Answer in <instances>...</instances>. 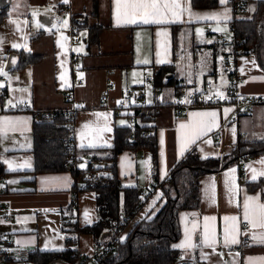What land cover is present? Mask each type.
I'll return each mask as SVG.
<instances>
[{"label": "crops", "instance_id": "0c3cea01", "mask_svg": "<svg viewBox=\"0 0 264 264\" xmlns=\"http://www.w3.org/2000/svg\"><path fill=\"white\" fill-rule=\"evenodd\" d=\"M256 1H249L250 15L257 8ZM7 2L8 16L0 23V76L5 77L0 80V121L3 122L0 123V169L3 171L0 235L15 243L8 264L24 260L35 250L59 251L66 247L62 216L69 214L76 194L71 171L34 172L32 150L36 121L30 111H10V106L25 102L30 110L76 109L74 140L87 161L91 160L92 153L114 146L117 127L133 129L128 115L138 108L155 110L150 121L139 117L138 123L147 125L157 136V170L153 169L148 148L126 149L117 158L121 183L136 186L140 191L147 190L155 178L165 181L174 166L193 149L201 158L218 157L231 153L240 140L264 139V103L256 104L249 115L234 120L233 103L216 102L228 96L229 73L222 82L216 58L230 51L219 41L220 35L232 37L230 22L237 16L228 0L224 3L218 0V5L210 8H197L192 0H179L186 10L177 18L169 14V19L175 22L147 25L125 24L123 19L118 25L115 0ZM65 4L70 8L68 14L59 12ZM94 4H97L95 11ZM262 25L263 40L258 50L233 57L231 71L244 76L238 86L240 98L264 97V20ZM13 51L31 52L41 58L20 71L10 72L7 61ZM163 65L173 66L175 84L156 79L155 74ZM147 77L151 78L150 83ZM107 79L114 85L107 103H103L101 97ZM209 79H213L216 88L220 83L221 93L210 92ZM155 85L160 89L158 92L154 91ZM132 87L142 89L143 98L129 97L127 91ZM182 88L202 93L200 100L189 105L188 99L177 98V90ZM122 102L125 108L117 115L115 108ZM184 102L188 105L178 113ZM213 112L214 119L192 115ZM200 119L212 121V126L195 143H190L186 134ZM181 124L186 127L182 129ZM261 161L264 154L244 161L241 168L232 165L201 176L198 208L179 213L180 237L173 247L180 256L193 257L203 264H264V242L252 238L254 234L264 236V229H252L244 218L247 198L259 197V203L264 204V185L254 191L246 186V182L264 177L260 175L264 172ZM77 200L80 226L91 225L98 218L95 193L80 191ZM165 201L161 189L152 191L120 239L127 237L138 220L154 216ZM225 217H236V221H226ZM225 229L230 238L234 234L239 242L225 246ZM80 236L93 240L91 234ZM243 236L249 239L242 251H231L230 247L239 245ZM79 251L81 255L87 253L81 247Z\"/></svg>", "mask_w": 264, "mask_h": 264}, {"label": "trees", "instance_id": "16d2710c", "mask_svg": "<svg viewBox=\"0 0 264 264\" xmlns=\"http://www.w3.org/2000/svg\"><path fill=\"white\" fill-rule=\"evenodd\" d=\"M250 1V0H248ZM194 7H215L218 0H192ZM257 8L250 17L233 18L230 25L232 35L241 40L236 48H230L235 57L239 50L245 54L258 50L263 40L264 0L256 1ZM97 10L94 4L93 11ZM8 16L7 0H0V23ZM79 24V23H78ZM78 27V26H77ZM98 29L93 30L94 37ZM41 56L25 51H13L8 56V70L16 72L37 63ZM169 76V78H167ZM156 79L165 84H175L172 65H163L155 74ZM178 87V86H176ZM54 114L34 126V172H58L67 170L65 155L68 143L74 138V119L70 118L67 109H54ZM144 109H136L134 115L146 118ZM77 114V110H76ZM155 116L156 111H151ZM146 121V122H147ZM147 125L137 123L135 127H117L115 130L114 146L107 149L106 156L92 153L93 160H104L107 165L97 166L96 175L91 179L85 178L93 168H77L71 170L75 179V192L90 190L95 193L97 220L91 225L80 226L77 214L70 207L69 214L62 216V230L65 233L63 250L29 252L24 259L29 264H48L55 258H62L69 262H76L79 255V237L81 234H91L95 246L111 242L112 249L97 261V264H173L179 257V252L173 244L180 237L179 213L181 210L197 209L199 206V184L201 176L222 171L232 165H239L244 161L264 154V139L240 140L231 153L201 158L193 149L172 169L169 177L161 182V190L166 198L162 208L152 217H144L131 227L124 240L113 239L129 227L146 200L141 203L140 190L136 186H124L117 173V158L126 149L148 148L151 151L153 169L158 166V142L155 133L144 136L142 131ZM135 134L134 141L128 137ZM242 172V169H241ZM3 171L0 169V176ZM158 180V178H155ZM264 185V177L257 181L246 182L248 190L254 191ZM78 203V200H77Z\"/></svg>", "mask_w": 264, "mask_h": 264}, {"label": "built area", "instance_id": "2783aa9c", "mask_svg": "<svg viewBox=\"0 0 264 264\" xmlns=\"http://www.w3.org/2000/svg\"><path fill=\"white\" fill-rule=\"evenodd\" d=\"M228 2L230 3L232 8L234 9L235 16L237 15L236 18L252 16V15H250V11H249L250 2L248 0H228ZM59 12L62 14H68L70 12V8L67 4L61 5ZM234 28H235V26L233 24H231L230 30H232ZM219 41H220V43L226 45L229 48H236L241 43V40L236 39L233 35L231 38H226L225 36L220 35ZM237 53H239V55L245 54V52L241 51V50H239ZM223 59L226 63H228L230 60L229 55H225L223 57ZM74 62H77L76 57H74ZM0 80L1 81L5 80V77L0 76ZM243 80H244L243 75H241L240 73H238L236 71H231L229 73L228 96L226 98H224L223 100H219V99L216 100V102H218V103L219 102H224V103L225 102L226 103L231 102V103H233V105H234L233 119L234 120L239 119V117H241L243 115H249L252 112V109L256 104L264 103V97H262V96H260V97L259 96H250V97H245V98H240L238 96V86ZM146 81L150 83L151 78L147 77ZM113 85H114V82L111 79L106 80V88L103 90L102 97H101L103 103H107V101L109 99L110 88ZM159 90H160L159 87L155 85L154 91L158 92ZM127 95L129 97L136 96V97L143 98L144 93H143L142 89L132 87V88L128 89ZM177 95L181 98L188 99L189 105H190V104L198 102L202 96V93H198L196 91L190 92V91H187V90L182 88V89L177 90ZM186 105H188L186 102L181 103L180 107L178 108V113H181V111L183 110L184 107H186ZM124 108H125V104H124V102H122L115 108V113L117 115H120L121 111ZM9 110L10 111H30L36 122H41V121L45 120L46 118L51 117L54 114L53 111H49V110H30V106L25 102L18 103L16 106H10ZM68 112L70 114V118L74 119V117L76 115V109H70V110H68ZM144 115L146 118H149V119L153 117L151 114V111L148 109L145 110ZM127 120L129 122V124L132 125L133 128L138 123V118L134 114L128 115ZM142 133L144 136H147L151 133H154V131H152L150 129H143ZM128 139L134 141L136 139L135 134L130 135L128 137ZM89 161H87L85 159V156L83 155V153H81L79 151V149L77 148V146L75 144V140L74 139L70 140V142L68 143V149H67V152L65 155V164L64 165H65L66 169L71 171L73 169L80 168V166L82 164H85L86 165L85 167L90 166L91 168H93L85 176V178L91 179L92 177H94L96 175L97 171L94 170L96 168V166L97 165H105L106 162L102 159L97 160V161L91 159ZM159 189H161V182L159 180L154 179L150 183L147 190L140 191L141 203H143L145 200L148 199V197L150 196L152 191L154 192V191H157ZM71 208L74 210V212L77 213V193L74 194V196L72 198ZM119 239H120V236H117L113 240L116 241ZM248 239H249L248 236H243L241 239V243L239 245H232L230 247V250L234 251V252H241L243 247L245 246V244L248 242L247 241ZM14 245H15V243L12 240L7 239V238L0 235V264H8L9 260L11 259V252L9 249L10 248L12 249ZM111 249H112L111 242L102 243V244L95 246V253L92 256L79 255L76 262H69V261H66L62 258H55L54 260L50 261L48 264H97V261L100 258H102L105 254L109 253V251ZM173 264H203V263L196 260L193 257L180 256Z\"/></svg>", "mask_w": 264, "mask_h": 264}, {"label": "snow or ice", "instance_id": "6c2138e0", "mask_svg": "<svg viewBox=\"0 0 264 264\" xmlns=\"http://www.w3.org/2000/svg\"><path fill=\"white\" fill-rule=\"evenodd\" d=\"M64 3H68V0H63ZM225 0H221V3H224ZM186 9L182 8L179 0H115V13L117 24L119 25L121 19L125 24H164L168 22H175V19H169V14L172 18H177L181 15ZM207 18V17H206ZM67 24V21H65ZM158 35L160 33H157ZM13 47H17V45H13ZM147 62V61H145ZM210 98V97H209ZM81 107V106H78ZM193 116L206 117L210 116L213 119L216 116V113H192ZM0 123H3L0 121ZM85 125L84 127H87ZM212 126V121L207 119H200L193 125H191L189 132L186 134V138L188 142L195 143L196 139L201 135L206 134L207 131L210 130ZM180 127L183 129L186 125L181 124ZM235 129H233V133ZM163 137V133H161ZM163 143V140L161 141ZM208 143H211L208 141ZM83 146V145H82ZM183 153V150H182ZM181 153V154H182ZM11 165V161L8 162ZM264 164V161L260 162ZM233 171H235L233 169ZM260 175H264V172H261ZM253 179H255V174L253 175ZM251 205V206H250ZM244 218L248 224L251 225L252 229L261 228L264 229V204L259 203V197L255 198H247L244 203ZM208 217H205V220H208ZM214 219V218H211ZM233 220L236 221V217H225V220ZM247 235V233H243ZM207 228H205V242L207 243ZM253 239H260L261 242H264V236L257 237L255 234L252 237ZM238 239L236 235H231L228 232V229H225L224 243L225 246L229 244L238 243ZM21 243V242H17ZM215 243V240L212 241ZM251 264V262H250Z\"/></svg>", "mask_w": 264, "mask_h": 264}, {"label": "rangeland", "instance_id": "374dc122", "mask_svg": "<svg viewBox=\"0 0 264 264\" xmlns=\"http://www.w3.org/2000/svg\"><path fill=\"white\" fill-rule=\"evenodd\" d=\"M229 57L231 58V62H230V64L229 63H226L225 61H224V59H223V57L225 56H223V55H221V54H219V55H217V69H218V73H219V75H220V78H221V80H222V82H225V78L224 77H226L227 76V73H230V71H231V69L230 68H232L233 67V57H234V55L232 54V53H230L229 52ZM228 64V65H227ZM263 70H264V68H263ZM209 81H210V86L212 87V89H211V93H213L214 91L213 90H217L218 92H216L215 94H217V93H221L220 91H222L223 89H222V86L220 85V83H218L219 84V86L216 88V86H215V83H214V81H213V79H209ZM203 85V84H202ZM201 86V85H200ZM200 86H199V88L198 89H200ZM163 87H165V88H167V86H163ZM170 88V87H169ZM171 89V88H170ZM188 91V90H187ZM218 95V94H217ZM177 96V98L179 97L178 95H176ZM220 96V95H219ZM179 98H181V97H179ZM108 154V152L107 151H101V152H99L97 155L98 156H106ZM97 161V160H96ZM95 161V162H96ZM164 195V194H163ZM164 198H165V196H164ZM165 200H166V198H165ZM76 213V212H75ZM121 240H122V236H121ZM79 246L81 247V249H85V250H87L86 252L87 253H85V255L84 254H82V255H84V256H92V255H94V253H95V244H94V242H93V240H91V239H89L88 237H87V239H86V237H84V236H80V238H79ZM80 247H79V249H80ZM9 250H12L11 248L9 249ZM79 253H80V251H79ZM81 254V253H80ZM15 264V263H14ZM16 264H29L28 262H25V260H21V261H17L16 262Z\"/></svg>", "mask_w": 264, "mask_h": 264}]
</instances>
